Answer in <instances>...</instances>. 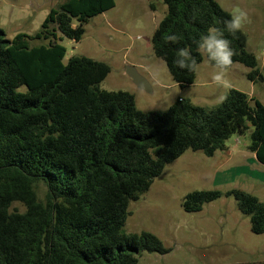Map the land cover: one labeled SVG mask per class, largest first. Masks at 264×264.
I'll use <instances>...</instances> for the list:
<instances>
[{
    "label": "trees",
    "instance_id": "trees-1",
    "mask_svg": "<svg viewBox=\"0 0 264 264\" xmlns=\"http://www.w3.org/2000/svg\"><path fill=\"white\" fill-rule=\"evenodd\" d=\"M163 3L166 13L151 47L183 89L196 71L173 63L177 47L195 49L210 26L223 29L231 16L215 0ZM114 6V0H66L32 36L9 40L0 29V264H138L142 252L167 254L153 234L123 230L129 204L166 165L187 150L212 157L232 135L246 133L248 150L264 165V105L257 99L230 88L210 110L178 98L164 112L144 113L133 95L100 89L110 73L106 63L82 56L63 63L66 49L58 41L78 43L89 21ZM173 34L178 45L167 42ZM224 35L236 52L233 65L247 68L252 84L264 81L245 35ZM36 183L46 188L44 201L34 192ZM221 196L193 191L182 208L200 212ZM226 196L249 219L251 232L264 234V203L242 190ZM15 202L24 212H10Z\"/></svg>",
    "mask_w": 264,
    "mask_h": 264
},
{
    "label": "rangeland",
    "instance_id": "rangeland-1",
    "mask_svg": "<svg viewBox=\"0 0 264 264\" xmlns=\"http://www.w3.org/2000/svg\"><path fill=\"white\" fill-rule=\"evenodd\" d=\"M66 0H0V29L11 40L16 34L34 35L52 8ZM222 9L233 13L237 8L248 13L241 32L246 49L256 60L264 76V0H215ZM115 6L92 18L81 40L65 37L58 41L66 49L63 63L82 56L106 63L110 73L100 89L123 91L133 95L141 112H164L178 98L210 110L221 103L229 89L211 82L215 71L206 61L199 64L193 85L181 89L174 83L165 63L153 55L152 35L166 13L163 0H114ZM32 45L40 44L37 41ZM134 67L149 84L151 93L136 88L125 74ZM247 68L234 64L228 72L231 88L264 105V81L252 84ZM19 91H24L21 87ZM237 141V143H236ZM249 136L232 135L226 149L212 157L187 150L165 166L150 188L128 207L123 230L127 234L151 233L169 252L164 255L142 252L138 264H260L264 263V234L251 232L249 219L236 208L231 190H242L264 203V165L248 150ZM217 190L222 196L206 204L200 212L186 213L183 198L193 191ZM44 201L46 188L34 185ZM10 212H24L13 203Z\"/></svg>",
    "mask_w": 264,
    "mask_h": 264
},
{
    "label": "clouds",
    "instance_id": "clouds-1",
    "mask_svg": "<svg viewBox=\"0 0 264 264\" xmlns=\"http://www.w3.org/2000/svg\"><path fill=\"white\" fill-rule=\"evenodd\" d=\"M231 18L224 21V28L210 26L207 33L202 35L199 41H194L195 49L186 47H177L176 57L173 63L181 70L195 72L199 68L196 54L206 57L208 62L214 67L215 71L211 76V82L223 89H230L231 82L228 80V72L233 65V57L236 55L235 50L231 47V42L225 38V30L235 36L240 32L245 23L249 20L248 13L243 9L237 8L230 14ZM167 42L179 44V37L175 34L167 37ZM221 102L227 99V96L220 97Z\"/></svg>",
    "mask_w": 264,
    "mask_h": 264
},
{
    "label": "water",
    "instance_id": "water-1",
    "mask_svg": "<svg viewBox=\"0 0 264 264\" xmlns=\"http://www.w3.org/2000/svg\"><path fill=\"white\" fill-rule=\"evenodd\" d=\"M125 74L132 81L133 85L147 93H151V89L147 81L137 73L134 67H126Z\"/></svg>",
    "mask_w": 264,
    "mask_h": 264
},
{
    "label": "crops",
    "instance_id": "crops-1",
    "mask_svg": "<svg viewBox=\"0 0 264 264\" xmlns=\"http://www.w3.org/2000/svg\"><path fill=\"white\" fill-rule=\"evenodd\" d=\"M103 14H104V13H103ZM100 15H101V14H100ZM98 16H99V15H98ZM195 80H196V77H195ZM194 82H195V81H194ZM193 84H194V83H193ZM193 84H192V85H193Z\"/></svg>",
    "mask_w": 264,
    "mask_h": 264
},
{
    "label": "built area",
    "instance_id": "built-area-1",
    "mask_svg": "<svg viewBox=\"0 0 264 264\" xmlns=\"http://www.w3.org/2000/svg\"><path fill=\"white\" fill-rule=\"evenodd\" d=\"M236 143H237V141H236Z\"/></svg>",
    "mask_w": 264,
    "mask_h": 264
}]
</instances>
